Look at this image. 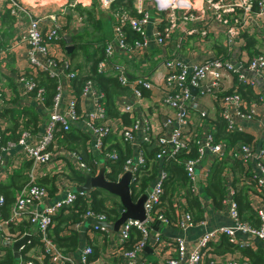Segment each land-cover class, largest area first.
Returning a JSON list of instances; mask_svg holds the SVG:
<instances>
[{"label":"built area","instance_id":"1","mask_svg":"<svg viewBox=\"0 0 264 264\" xmlns=\"http://www.w3.org/2000/svg\"><path fill=\"white\" fill-rule=\"evenodd\" d=\"M78 0H74L76 3ZM123 0H95L97 7L108 10L112 3ZM149 0H132V7L135 13L134 16L128 15L126 12L115 11L112 15L114 17V25L112 26V38L106 43L102 58L96 63V68L100 72L114 70L117 74V80L121 85H127L131 90V94L141 99V90L149 91L152 89L151 81L146 76L131 78L122 63H118L113 58L114 48L119 52H129L133 54L137 52L145 43L143 28L150 21V13L146 9V2ZM46 0H0V13L6 12L13 19V24L16 31V37L9 40L3 48L0 49V58L17 45L23 44L25 46V63L26 67L33 72L35 69H49L55 63L49 59L47 55H55L52 50V39L58 36L56 23H66L63 4L66 0L58 4L53 12L46 14H38L34 11L35 7L42 6ZM63 5V6H62ZM157 7L163 13L164 18L157 20L156 26L163 21L162 31L159 28L155 32V42L160 44L168 37L170 31L174 27L177 19V12H180V17L183 19H195L206 17L209 21H215L221 28L224 36V45L228 54L233 56L235 43L238 41L235 38L244 30V28L252 22L254 26L250 31L251 34L261 37L264 40V0H158ZM164 7V8H162ZM110 14V12H108ZM240 13V18L236 15ZM138 15V16H136ZM128 25L131 29L138 32L142 36V41L134 40L130 47L125 48L123 44V33L121 27ZM194 29H189L187 33H193ZM162 35V36H161ZM163 38V40H162ZM53 42V43H52ZM179 48V45L176 47ZM130 56V55H128ZM162 66L167 71L162 87L160 101L165 106H168L173 112V119L176 125L170 126L165 134L159 136L150 135L147 126L140 127L137 122L124 126L119 130V135L123 139L129 141L141 129L140 140L144 143H152L156 147L154 159L164 162L174 160L182 165L183 172L189 180V191L193 195L200 197V187L206 185V178L210 163L214 159H218L223 154V145L220 141L213 142L212 131H205L200 138H196L194 134L189 131V123L186 119V102L191 97L189 88L196 89L197 95L211 94L217 100L218 106L221 109V115L226 122V129L229 131L235 130L236 119L248 118L256 114L253 107L246 108L244 102L235 92L218 96V92L223 89L220 87L221 80L228 73H235L239 82L247 84L251 87L260 85V91H264V54L250 56L246 59L245 67L241 71L234 69L228 60H222L214 54L207 53L201 57L199 62L187 67L182 61L177 59H166L162 62ZM251 73L250 78H246L243 71ZM24 71L18 72L12 78L15 87L19 90L21 95L26 96V92L32 91V83L24 78ZM71 75V74H70ZM217 93V95L215 94ZM38 90L33 99L40 100ZM92 96L94 100L90 109H88L82 116H77L73 101L70 99L66 102L64 111L57 110V104L60 98V87L57 94L53 97V106L48 113V121L45 126L44 134L35 143L27 142L29 131L23 129L15 142H6L5 147L0 145V150L8 148L9 145H17L21 152L27 159L31 160L32 165L46 164L51 159V152L49 150V142L52 139V132L55 123L61 125L62 130H67L70 123L74 120L80 119L83 121L89 136L93 141L92 149L94 152L100 154L102 152L103 138L110 132L113 125L106 123L103 109L97 104L98 98L101 97L99 92L91 80H88L81 91V96ZM3 100L0 96V105ZM248 109V110H246ZM130 110L129 105H125L124 112ZM204 115V113H201ZM99 122V123H95ZM170 122L167 118L163 122V127H166ZM148 128V130H147ZM4 130V124L0 122V140L1 133ZM195 147V155L187 156V152L191 146ZM264 126L261 133L252 138L250 142H239L232 144L227 148L226 154L232 156L240 161L244 167V174L241 176V183L248 184L254 189V192L248 188L247 193L250 195L249 207L254 212V219L258 221V225L253 226L247 220L239 219L237 204L233 199V188L230 186L231 177L225 172V194L221 199L222 209L225 211L229 224L215 225L212 228H205V220L200 219L193 221L189 211L180 212L179 216L174 220H168L163 215L161 209V196L163 194V182L166 180V172L159 167L154 180L150 183L149 191L143 201V209L145 218L142 221L136 219H125L117 229V249L124 257L121 264H138L135 261L136 253L144 245L148 236V224L153 220L161 221L179 229H184L188 226L199 225L203 227L202 233L197 237L196 242L190 248H187L183 237H175L173 244L175 248V256L165 257L164 264H203V257L208 260L205 264H249L247 260L241 261L237 259L236 255L208 253V244L215 241L219 235H225L228 242L237 245H247L243 243L238 237L240 235H247L248 238L257 239L261 243L260 249L264 258ZM182 154L180 158L178 156ZM210 155L211 162L205 156ZM102 160H113L116 157V152L109 151L100 154ZM71 156L75 160V166L81 171L88 172V168L82 162L78 155L74 152ZM207 160L203 163V159ZM1 162V160H0ZM144 165V157L142 151H138L134 156H129L125 159L122 166L121 173L125 171L130 172V183L133 184V189H137L138 177L140 176V169ZM196 167H200L198 173ZM120 173V174H121ZM253 185H250V184ZM136 191V190H135ZM182 189L179 193L180 196ZM79 194L84 196V192H66V194L59 199H55L49 205L42 209L33 210L29 212L27 220L35 226L39 231L40 239L44 245V252L53 253L51 260L57 263L63 256L54 251L53 244L49 238L46 237V230L51 226L54 215L58 210L65 206H71ZM46 196V189L36 184L31 173H28L27 184L19 190L15 196V200L10 207L9 215L6 219L0 217V233L3 228H7L8 224L15 223L21 218L26 211V208L33 201L39 200ZM3 203V198L0 195V206ZM179 207V204L177 205ZM182 208V207H180ZM184 209V208H183ZM94 218L98 220H105L104 215L92 211H86L83 217ZM95 229L107 230L102 226L93 225ZM138 232V239L131 247L125 248L124 243L128 238L130 230ZM4 244H9L14 241L12 236L5 232L1 236ZM244 241V240H243ZM91 253L89 246H84L79 251V264H95L88 261V255ZM20 264H32L31 261L25 260Z\"/></svg>","mask_w":264,"mask_h":264},{"label":"crops","instance_id":"2","mask_svg":"<svg viewBox=\"0 0 264 264\" xmlns=\"http://www.w3.org/2000/svg\"><path fill=\"white\" fill-rule=\"evenodd\" d=\"M157 1L158 0H149L146 2L145 7L149 11L151 18L143 28L145 37L144 45L137 52L133 54H127L130 56H127L124 54V52L117 51L115 48L113 50L114 61L116 60L118 63H122L127 74L131 78L146 76L151 81L152 89L147 91V96H143L141 99L135 98L131 92L115 96L114 102L116 110L119 113H125L126 120L123 121L118 116L115 118H105L106 123L113 125L109 133L110 138H113L114 141L119 144L121 152L127 154L126 156L129 157L134 156L140 150L143 153L145 162L147 150L145 148V143L141 142L140 140L141 129L133 139L127 141L126 143H123L119 135V130L124 126L130 125L133 122H137L140 127H143L144 125L147 126L149 128L150 135L159 136L161 134H165L170 128L171 124L176 125V122L174 121L175 118L173 119L174 112L168 106H165V104L163 105L160 101L161 87L164 77L167 73L165 68L162 66L163 60L172 58L177 59L189 67L199 62L202 56L210 53L222 60H228L234 69L241 71V68L245 67L246 65V59L252 56L248 54L249 51L255 50L264 54V40L261 37L251 34L250 32L254 26L253 22L252 24L249 23L244 28V30L240 32H244L252 36L254 39L252 47L245 49L243 47L244 44L242 45V41L238 40L235 45H233L234 54L230 57L224 45V36L222 34L221 28L216 24L215 21H209L206 17L183 19L180 17L179 11L176 14L177 19L174 23V27L170 31L168 37L162 43L158 44L155 42V32L157 29L156 23L157 20H162L164 16L163 14L160 15L162 12L159 11L157 7ZM73 7V14L71 16H67V25L64 26L60 31L62 35H66L67 33L74 34V29L77 31L80 30V32L82 31L85 11L89 12L90 10L92 14L94 13V15H96L95 18H99L98 16H100V14H109L106 11H102V13L98 11L95 0H78ZM44 8H47V12L53 10L50 8V6H46L35 8L34 11L38 14L45 13ZM189 29H194L195 31L189 34L187 33ZM16 31L17 29L13 24V20L11 23H9V27L7 28H5L4 25H1L0 23L1 44H4L5 46L9 40L15 38ZM112 36V28H110L108 39L110 40ZM59 44V42L55 43V48L52 49L55 53L57 52V54L59 53L58 49L63 47V44H60V46ZM178 45L179 48H176ZM26 68L25 46L23 44L19 43L12 51L6 53L4 57L0 58V90L2 91L0 92L4 99V103L1 106H26L29 108L31 107L32 110H35V128L32 127V125L26 127L29 131L27 142L35 143L44 134L50 109H45L42 104H40V102L36 100L34 101L31 98L21 95L19 92L16 93L14 90H12L9 81H12L13 75L15 73L25 71ZM243 74L246 78L251 77V73L246 72V70L243 71ZM60 81V98L57 104V110L62 112L66 107V102L70 99L71 95L74 94L71 85H69L71 83H69L64 78H62ZM240 85L244 86V88L248 87L250 90V93H247L248 97L250 95L254 96V98H246L247 96L243 94L241 96L239 94L242 101L244 102V105L253 107L256 114H253L248 118L236 119L235 130L233 131L226 129V122L221 115V109L218 106L217 100L212 96V93L197 95L196 89L192 90V88H189L191 97L185 104L187 105L186 119L189 123V131L190 133L194 134L195 139L200 138L205 131L214 130V132H216L217 121H221L222 129L229 135L233 134L235 131L242 132L246 137H248V141H244V143L250 142L252 138L258 136L261 133L262 127L264 126V91L262 92L259 90L260 85L257 87H251L247 84L241 83L238 81L235 73L228 72L221 80L220 87L223 90L236 91ZM14 93L17 95V99L13 105L11 100L14 98ZM215 94L217 95V93ZM93 101L94 100L90 95L78 97L77 104L78 110H80V117L83 113L91 108ZM125 105L130 106V110L127 112L123 111ZM201 113H204V115H201ZM167 118H170V122L166 127H163V122L166 121ZM25 120L26 118H24L22 121ZM0 122L4 124L5 128V126L9 124V119L7 116H3L2 119L0 118ZM69 127L70 131L74 133H79L81 131L89 135L87 127L83 121H80V119L72 121ZM6 142H2L0 145L5 147ZM77 146L78 145L76 144L63 143L60 139V136L55 134L52 140V146H49V150L51 152L50 161L46 164L30 165L27 173H31L32 179L36 184L41 185L46 189V196L30 203L21 218L15 223H12V231H17V233L21 232L18 238L24 234L28 235V240L23 246L19 248L18 258L15 259V263L13 264H20L25 260L31 261L32 264H77L79 259V251L84 246H89L91 248V253L88 255V261L94 262L95 264H121V262L124 261V257L120 255L117 249V232L109 229L103 231L93 228L92 226L95 224L90 221L91 218L86 216L80 218V221L77 223L69 224L68 226H60V230H58V236L62 237L74 234L75 245L73 248H69L71 245L67 244V241L65 243L62 240L64 244L61 247L58 248L56 245L53 246L54 251L60 256H63L57 263H55L51 260V256L54 255V252H44V245L39 237V231L27 220L29 212L42 209L46 205L52 203L55 199L62 198L68 191L76 193L74 188L79 186L81 183H76L74 180H71L69 178V173L71 171L83 172L76 168L75 160L71 156L72 151L70 150L78 149ZM86 150L88 152L93 150L89 143L86 146ZM205 156L211 162L210 155L205 154ZM0 160V182H5L13 171L18 169L22 170L27 158L21 152L20 147L13 144L9 145L8 148L0 150ZM206 160L207 159L204 158L203 163H205ZM99 163L103 162H99L98 160V167ZM149 164L150 166L152 164L150 159H148V167L145 169L144 163L143 167L140 169V174L149 168ZM27 165L29 164L27 163ZM98 167L96 168L95 174L97 173ZM199 170L200 167H196L197 173ZM84 173L88 172L84 171ZM121 174L117 176V179ZM154 178L155 176L150 179L151 182L154 180ZM38 181H40L41 184L37 183ZM130 182L131 179L129 181L130 194L132 199L135 200L142 192H144L145 189L141 193L139 192V187L137 189H131L130 186L132 183ZM49 185L50 189L48 187ZM19 190L17 189L13 191L14 197L17 195ZM83 192L85 194L83 197L87 198L89 195L88 191ZM104 193L101 192V196H105ZM133 196L135 197L133 198ZM246 196L248 202H250V195L246 193ZM112 197L115 199H105L104 205L109 206V208L114 206L118 216V209L120 206L118 207V205H115L114 200L118 203L119 201L116 197ZM199 202L201 203L203 210L201 219L206 221L205 228L209 229L215 225L229 224L227 215L222 208L214 209L211 201L205 197H203ZM182 203L183 200L178 194L172 196L170 205L172 206L173 210L179 209L177 205L179 204V207H181L180 204ZM71 207L72 205L65 206L58 210V212L53 217L51 226H49V228L46 230L47 235L48 231L54 226L55 216H58L59 214H67L68 209ZM182 211L183 210H179V214ZM162 212H164V210H162ZM117 216L111 220L106 218L104 219L108 223H112L117 218ZM172 225L157 220H153L150 224H148L149 233L146 241L142 248L136 253L135 261L138 264H164L165 257L175 256V248L173 244V239L175 237H183L187 248H190L195 244L197 237L204 229L197 224L188 226L184 229L175 228ZM5 232H9V228H3L2 232L0 233V256L5 253L6 248L10 250L13 256V252L11 250L13 241L5 245L4 240L1 237ZM47 235L46 237L52 242V237ZM133 237L134 236L131 235V232H129L128 238L124 243V247L129 248L132 246H129L131 243L128 245V241ZM238 237L243 243H247V245L253 249L261 247L260 241L256 238H248L247 235H240ZM18 238H13V240ZM211 242L217 243L218 238ZM28 244L29 246L24 249L21 254L20 250L23 249V247L25 248V246ZM232 254H236L238 256V253L236 252H233ZM227 255H230V252H228ZM203 264H205L204 257Z\"/></svg>","mask_w":264,"mask_h":264},{"label":"trees","instance_id":"3","mask_svg":"<svg viewBox=\"0 0 264 264\" xmlns=\"http://www.w3.org/2000/svg\"><path fill=\"white\" fill-rule=\"evenodd\" d=\"M110 8L112 11H117L119 13L126 12L130 16L135 15L132 7V0H123L112 3ZM161 14L163 13H160V15ZM84 15L85 16L83 18L82 31L80 32V30H76L74 34H66L70 37V41L72 43V49L70 50V52H66L62 47L61 49H58V51H60V54H57L56 52V56L47 55L49 56V59L52 60L53 63H55V66L53 65L49 69H35L34 72L29 68L25 69L23 76L33 85L32 91L26 92V96L35 101L36 99L33 98L36 92L40 90V94L38 95L40 100H38V102H40V104H42L45 109L51 110L54 102L53 97L59 90L61 82L60 80L64 78L69 83H71L69 85H71L74 94L71 95V100L73 101L74 111L76 115L79 116L80 110H78L77 99L78 97H81V91L84 84L88 80H91L94 83V87L102 94L101 97L98 98L97 104L103 109L105 118H115L118 116L121 118V120L125 121L126 114L119 113L116 110L114 97L118 96L119 94L129 93L131 92V90L127 85H121L118 82L117 74L114 70H111L109 72H100L96 68V63L102 58L105 45L108 42L110 28H112L115 22L114 17L112 14H100V16H98L99 18H95L96 15H94V13L92 14L90 10L89 12L85 11ZM12 20V17H10L6 12L0 13V23L1 25L3 24L5 28L9 27V23H11ZM163 21L159 25H157L159 31H162ZM60 31L61 29L59 30V32ZM121 32L123 33V44L125 45V48L130 47L134 40L142 41V36L126 24L121 27ZM235 39L242 41V45L244 44L243 47L245 49L252 47L254 43V39L252 38V36L244 32L239 33ZM52 41H54L55 43L59 42L61 45L63 44V39L61 38L59 40L52 39ZM1 43L2 41L0 40V49L4 46V44ZM55 43H53V47H55ZM124 54L127 55L129 54V52L125 51ZM248 54L255 56L263 53L253 50L249 51ZM165 60H163V62ZM16 75L17 73H15L13 77ZM9 83L12 90L18 93L19 90L15 87L13 80L11 82L9 81ZM245 88L244 86L240 85L238 86V89L236 91L222 90L221 92H218V96L229 94L230 92H235L238 95L240 94L242 96L243 94L247 96L246 98H254V96L252 95L248 97L247 93H250V90L248 89V87ZM1 92L0 96L3 100V104L4 99ZM141 93L142 96H147L146 90L142 89ZM240 95L239 97L241 98ZM16 99L17 95L14 93V98L11 100V103L13 105ZM1 105L0 118L2 119L3 116H7V118L9 119V124L5 126L4 130L1 133L0 144L6 141L15 142L19 136V133L23 129L27 130L26 127L28 126L32 125V127L35 128L36 114L35 110H32L31 107L29 108L26 106L15 105V107H7L5 105ZM245 107L248 108L249 106ZM24 118H26V120L22 121L24 120ZM216 125L217 130L216 132H214V130L212 131V138L213 142L216 143L220 141L222 143L223 154L220 158L214 159L210 163L206 178V185L200 187L199 190L200 197L209 199L213 204L214 209L222 208L221 199L225 194L226 186L223 174L227 172L231 177L230 186H232L233 188V199L237 204L239 219L243 221L247 220L251 225L256 226L258 225V221L253 217L254 212L249 207L246 196L248 188L253 192L254 189L248 186V184L241 183V176H243L244 174V167L242 163L236 158L228 156L226 154V150L228 147L239 142H246L248 141V137H246L240 131H235L233 132V134L229 135L222 129L221 121H217ZM69 128L70 127H68L67 130H62L61 125L59 123H55L52 132V139L49 142L48 146H52V140L55 134L60 136V139L63 143L76 144L78 145V149H72L70 151L75 152L78 155L79 159L84 162V164L88 168V173L95 174L96 168L98 167L97 163L99 160V162H103L105 168L104 177L110 181L116 180L117 176L122 171L123 162L127 158V154L122 153L119 144L116 143L113 138H110V132L103 138L102 152L100 154H102L103 152L114 151L116 152V157L113 160H102V156L100 154L93 152V150L91 152H88L86 150L87 144H90L91 142V138L87 133L81 131L79 133H74L70 131ZM120 137L123 143L127 142V140L123 139L121 135ZM145 148L147 150V156L145 155L146 162L144 161V168L146 169L148 167V159H150L152 164L151 166L149 164V168L146 171H143V173H141L138 177L139 192L141 193L147 186L150 185V179L155 176L158 168L161 167L166 172L167 177L163 182V194L161 196L160 204L161 209L164 210L163 215L166 216L169 221H174L179 216V210H183L190 212L193 221L200 220L203 213L202 205L199 202V197L197 195H193L189 191L188 185H190V183L183 172L182 165L174 160H169L164 163L162 161L155 160L154 153L156 151V147L152 143L146 142ZM193 155H195L194 145L191 146L187 152V156ZM181 156L182 154H180L178 158H180ZM25 161L29 165H27V163L25 162L22 170L18 169L13 171L8 176V179L5 182H0V195L3 198V203L0 206V217L3 219H6L8 217L11 204H13L15 200L13 191L22 189L28 182L27 171L30 168L32 162L29 159ZM69 178L71 180H74L76 183L82 184L84 181V171H71L69 173ZM37 183L41 184L40 181H38ZM133 184H131L130 186L131 189L133 188ZM250 185L253 184L251 183ZM48 187L50 189V185ZM180 189H182V192L180 193V197L183 200V203L180 204L182 208L178 207L179 209L173 210L172 206L170 205L172 196L176 193H179ZM101 192H105V196H101ZM88 194L89 195L87 198H84L83 196L77 194L72 207L68 209V213L55 216L54 226L51 230H49L50 232L48 231V235L49 237H52V243L54 244V246L56 245L58 248L61 247L64 244L62 242L63 240L65 243L67 241V244L71 245V247L69 248L74 247V234H71L72 236L69 235L59 237L58 230H60L61 225L68 226L69 224L79 222L80 218H82L83 214L88 210L96 213H101L106 219L109 220L114 219L117 216V212L114 206H111L109 208V206L104 205L105 199H115L112 197L113 195L107 194L106 191H103L99 188L90 189L88 191ZM134 197L135 196H133V198ZM262 200H264V196H262ZM114 203L115 205H118V207L120 206V204L115 200ZM7 226V228H9L8 233L12 236V238H18L21 232L17 233V231H12V224H8ZM130 232L134 237L128 241L129 243L127 242L128 245L131 243L129 246H131L138 239V232L136 230L133 229L130 230ZM28 246L29 244L26 245L25 248L23 247V249L20 250V253L22 254L24 249H26ZM208 248V253L227 254L228 252H230V255H236L232 254L233 252H236L238 253V256L236 255L237 259L241 261L247 260L249 264H264L263 253L260 248L253 249L248 245L233 244L231 242H228L226 236L222 234L219 235L217 243L209 242ZM15 259L16 258L12 256L10 250L6 248L5 253L0 256V264H13L15 263ZM207 260L208 259L204 256V261L207 262Z\"/></svg>","mask_w":264,"mask_h":264},{"label":"water","instance_id":"4","mask_svg":"<svg viewBox=\"0 0 264 264\" xmlns=\"http://www.w3.org/2000/svg\"><path fill=\"white\" fill-rule=\"evenodd\" d=\"M63 40L66 43V45L64 46V50L66 52H70V50L72 49V46L69 44L70 37L68 35H64ZM192 90H194V88H192ZM90 144L92 147V140ZM129 181V171L123 172L116 181L107 180L104 177L103 163H99V167L95 175H91L90 173H84L83 183L75 187L74 191L83 192L89 191L92 188H99L116 197L120 204V208L118 209V216L112 223H108L105 220L90 219L93 224L97 226H102L112 231H117L119 225L125 219H136L138 221L144 220L145 214L142 204L145 197L147 196L149 187L145 188L144 192H142L135 200H133L130 194ZM27 240L28 235L24 234L20 238L12 242L11 250L13 252L14 258H18L19 248L23 246Z\"/></svg>","mask_w":264,"mask_h":264},{"label":"rangeland","instance_id":"5","mask_svg":"<svg viewBox=\"0 0 264 264\" xmlns=\"http://www.w3.org/2000/svg\"><path fill=\"white\" fill-rule=\"evenodd\" d=\"M64 0H46V3L44 4V5H42V6H38V7H35V8H40V7H46V6H50V8L51 9H53V10H51V11H55L56 9H58L59 7H57V5L58 4H60V3H62ZM74 4H75V2H74V0H66V4H63L62 6H63V8H64V13H65V20H66V24H67V16L68 15H72L73 14V9H74ZM34 8V9H35ZM96 8H97V10L98 11H100L101 13H102V11H106V12H110V14H113L115 11H112L111 10V8L110 9H108V10H104V9H101V8H99V7H97V4H96ZM162 8H164V7H162ZM45 10H44V12L45 13H41V14H46V13H49V12H51V11H49V12H47V8H44ZM76 11H78L77 9H75ZM238 18H240V13H238V15H236ZM66 24L64 25L63 23H59V22H57L56 23V25H57V30L59 31L60 29H63V27L64 26H66ZM64 25V26H63ZM63 26V27H62ZM75 30V32H76V29H74ZM65 34V33H64ZM63 36L64 35H62L61 34V32H58V36H56L54 39H56V40H59L60 38L61 39H63ZM70 42V43H69ZM68 43L71 45L72 43H71V41H69ZM66 45V43L64 42V40H63V48H64V46ZM72 46V45H71ZM59 54H60V51H59Z\"/></svg>","mask_w":264,"mask_h":264},{"label":"clouds","instance_id":"6","mask_svg":"<svg viewBox=\"0 0 264 264\" xmlns=\"http://www.w3.org/2000/svg\"><path fill=\"white\" fill-rule=\"evenodd\" d=\"M81 192V191H80ZM76 193H78V192H76ZM91 219H93V218H91ZM96 220H98V219H96Z\"/></svg>","mask_w":264,"mask_h":264}]
</instances>
